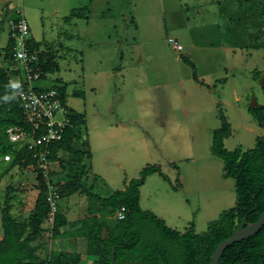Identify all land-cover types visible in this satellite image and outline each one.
<instances>
[{
  "label": "rangeland",
  "instance_id": "1",
  "mask_svg": "<svg viewBox=\"0 0 264 264\" xmlns=\"http://www.w3.org/2000/svg\"><path fill=\"white\" fill-rule=\"evenodd\" d=\"M12 1L9 12L3 8L5 17L10 14L11 20L22 11L30 41H39L58 64L33 85H65L66 106L86 115L74 147H82L89 129L96 130L99 141L107 136L103 140L109 145L110 137L116 141L119 136V143L95 151L93 169L85 157L59 152L51 172L55 186L62 187L67 174L86 172L84 185L106 196L124 189L125 179L140 177L147 164L158 163L172 183L149 175L141 186L140 204L167 215L171 227L186 231L194 224L197 232L206 231L210 221L235 205V180L224 176L223 161L212 154L211 143L213 130L221 125L219 107L232 127L225 139L228 149L252 148L264 136V127L248 111L264 104V0ZM2 17L0 12V63L10 68L11 60H3L1 50L10 23L1 24ZM170 37L183 49L174 48ZM182 56L196 65L205 85L194 81ZM134 126L136 130L118 135L119 127ZM9 164L0 156V212L10 187L16 198L13 215L27 219L33 207L25 205L35 203L42 186L39 170ZM177 178L181 185L174 189ZM60 191L58 211L70 222L79 221L92 198ZM98 209L101 219L112 225L116 211ZM93 210L85 212L87 217ZM42 228L36 240L42 257L86 248L85 237L74 236L72 225L57 237L49 221ZM92 262L85 257L82 264Z\"/></svg>",
  "mask_w": 264,
  "mask_h": 264
},
{
  "label": "trees",
  "instance_id": "2",
  "mask_svg": "<svg viewBox=\"0 0 264 264\" xmlns=\"http://www.w3.org/2000/svg\"><path fill=\"white\" fill-rule=\"evenodd\" d=\"M262 14L264 15V7ZM14 44L15 39L11 31L6 45L1 50L3 60L10 59L12 65ZM40 48L42 46L39 41L31 42V49ZM46 54V49L43 48L39 52L38 63L34 65L36 69L42 71L41 78L58 68L54 55L50 53L48 57ZM182 59L192 67L194 81L205 85L199 78L197 67L192 60L188 56H182ZM16 73L18 70L6 68L0 63V156L5 161L4 155L12 154V159L5 161L10 163V168L35 166L39 170L38 178L42 186L39 188L33 211L23 220L13 216L14 193L10 187L6 189L4 205L1 208L3 236L0 239V264H79L81 260L79 252L51 251L46 257L39 254L40 246L36 244V240L43 232L42 224L47 219L51 207L47 201V182L38 168L37 158L27 146L19 147L10 142L6 132L12 125L29 127L25 122L24 105L19 95L21 90L27 88V84L12 82L11 76ZM259 73L260 71L256 75ZM55 86L59 88L62 99L66 102L65 85ZM75 93L84 97L83 91L77 90ZM67 108L71 124L64 128L60 140L48 144L51 149L49 158L59 159L58 154L61 150L76 154L80 159L84 156L90 158L87 133L82 141V147L78 149L74 147L77 129L84 128L86 115L68 106ZM248 111L257 123L264 127V104L249 106ZM218 117L221 119V125L213 130L211 152L222 159L224 176L235 180L236 202L217 219L210 221L206 231L196 232L193 227L186 231L177 230L167 225L162 217L141 207V186L149 175L158 174L172 183L161 165L154 163L144 166L140 177L125 179L124 189L115 190L106 196L99 195L93 192L91 187L84 185L82 180L86 172L67 174V180L59 187L60 193L61 188L65 194L83 193L98 200L101 207L110 208L112 211L124 206L125 216L122 219L116 218L112 225L97 215L68 222L65 215L57 211L52 227L53 236L57 237L62 233L63 225H72L77 235L85 237L86 252L97 256L93 264H110L113 254L115 262L121 260L126 252L124 247L126 242L139 264H210L219 243L229 238L239 228L244 217L247 223H252L258 220L264 211V136L257 137L252 148L243 149L239 145L228 149L225 146V139L231 135L232 127L221 107ZM180 185L181 182L177 178L172 186L177 189ZM104 227L107 228V235L102 238ZM218 264H264V226L255 235L228 246L220 256Z\"/></svg>",
  "mask_w": 264,
  "mask_h": 264
},
{
  "label": "built area",
  "instance_id": "3",
  "mask_svg": "<svg viewBox=\"0 0 264 264\" xmlns=\"http://www.w3.org/2000/svg\"><path fill=\"white\" fill-rule=\"evenodd\" d=\"M12 36L15 39L13 50L14 64L10 69L18 70L11 76V81L17 84L26 83L27 88L19 92L24 105L26 125H12L6 129L10 142L16 146H27L37 158L38 168L42 171L47 182V201L51 211L46 219L52 224L55 213L58 211L60 198L59 187L51 180V172L54 171L52 164L55 160L50 159L51 149L48 144L62 138L64 128L70 125L69 109L63 101L59 88L53 85L50 88H37L33 85L34 79L41 78L42 71L34 65L38 63L40 49H31L30 27L27 18L22 11L10 20ZM171 45L182 50L183 45L175 38L170 37ZM12 159L11 153L4 155L5 161ZM1 194V191H0ZM126 208L122 206L116 211V218L125 216Z\"/></svg>",
  "mask_w": 264,
  "mask_h": 264
},
{
  "label": "crops",
  "instance_id": "4",
  "mask_svg": "<svg viewBox=\"0 0 264 264\" xmlns=\"http://www.w3.org/2000/svg\"><path fill=\"white\" fill-rule=\"evenodd\" d=\"M13 4H14V2L12 1V0H0V12H1V14H2V16H3V14H4V17H2L1 18V24L2 23H5L6 21L8 22V23H10V18L8 19V17H9V15H7L6 17H5V11H7V12H9V9H12L13 7ZM3 8L4 9H6L5 11L3 10ZM9 36H10V32H11V23H10V25H9ZM9 36H8V38H9ZM7 41H8V39H7ZM4 47V46H3ZM2 47V48H3ZM1 48V49H2ZM66 104L67 105H69L68 104V102H67V97H66ZM70 106V105H69ZM75 109V108H74ZM76 111H78V112H82V111H79V110H76ZM83 113V112H82ZM86 124V123H85ZM87 129V128H86ZM113 129V128H112ZM137 128L134 126V127H130V128H121V127H119L118 128V132H119V134L118 135H120L121 133H125L127 130H136ZM140 129V128H139ZM142 129V128H141ZM144 130H145V128H143ZM114 130V129H113ZM122 130L123 131H125V132H122ZM140 131V130H139ZM113 132H115V131H113ZM141 132V131H140ZM86 133L88 134V140H89V150H90V153H91V157L90 158H87L86 156H84L85 158H86V160H88L89 161V164H90V167L88 168V169H93L94 168V159H95V151L96 150H98V149H100V148H105V146H108L109 145V140H107V141H105V140H103V139H105L106 137H103L102 138V140H100L99 141V139H98V137H97V132H96V130H93V129H89L88 131H86ZM107 133H109V132H107ZM136 133V132H135ZM118 135H115V136H118ZM120 141H119V136H118V139L116 140V141H113L112 139H111V137H110V145L111 144H114V143H119ZM212 144V143H211ZM109 145V146H110ZM62 151H64V150H61L60 152H62ZM179 173V172H178ZM143 186V185H142ZM87 196V195H86ZM88 197V196H87ZM88 198H92L91 199V204H89L88 202H87V208H85V211L83 212V215L81 216V218H87V215H86V211L89 209H91V208H93L94 210H93V212L92 213H90L88 216H92V215H97L98 216V218H101V216L103 215L102 213H99L98 212V208H101V206H99L100 204H99V201L98 200H95V198H93V197H88ZM13 203H14V209L12 210V214L14 213V210H15V208H16V198H14L13 199ZM34 205H35V203L34 204H32V206H27V205H25L26 207H33L34 208ZM115 211H117V210H115ZM115 211H112L110 208H104V212H106V213H115ZM59 212H61V213H63L64 215H65V217H66V219H67V221L68 222H70V218H69V216L66 214V213H64V211H59ZM86 212V213H85ZM158 216H160V217H162V218H164V220L166 221V223H167V225H169V221H168V219L166 218V216L167 215H165V214H163V213H160V214H157ZM14 216V215H13ZM80 218V219H81ZM105 218L106 219H108L109 217H108V215H106L105 216ZM79 219V220H80ZM65 226H67V224L66 225H63L62 227H61V230H62V228L63 227H65ZM170 226V225H169ZM194 226V224L193 225H191L190 227H193ZM2 227V224H1V212H0V229H2V232H0V239L2 238V236H3V227ZM171 227V226H170ZM173 228V227H172ZM194 228V227H193ZM176 229V228H175ZM178 230V229H177ZM195 230V229H194ZM196 231V230H195ZM197 232V231H196ZM68 235V234H67ZM73 235L74 236H79V235H77L76 234V231H74V233H73ZM77 237H75V238H77ZM83 237V236H82ZM85 246H86V239H85ZM78 252H80V254H81V260H80V263L79 264H82V261H83V259L86 257V259L87 260H90V261H95L96 259H97V256H95V255H89L87 252H86V248H85V250L84 251H78ZM85 253V254H84ZM93 262H92V264H93Z\"/></svg>",
  "mask_w": 264,
  "mask_h": 264
},
{
  "label": "water",
  "instance_id": "5",
  "mask_svg": "<svg viewBox=\"0 0 264 264\" xmlns=\"http://www.w3.org/2000/svg\"><path fill=\"white\" fill-rule=\"evenodd\" d=\"M263 226H264V211L260 215L258 220H256L255 222H252V223H247L246 217H244V220L241 223V225L239 226V228H237V230L229 238H226L225 240H223L219 243V245L217 246V248L215 249V251L211 257L210 264H218L220 256L222 255V253L224 252V250L228 246H230L231 244H233L235 242H239L241 240H244L246 238H249V237L255 235L256 233H258L262 229ZM106 235H107V228L104 227L102 230L101 236H102V238H105ZM113 253H114V251H113ZM114 263H115V261H114V254H113V258H112L110 264H114Z\"/></svg>",
  "mask_w": 264,
  "mask_h": 264
},
{
  "label": "flooded vegetation",
  "instance_id": "6",
  "mask_svg": "<svg viewBox=\"0 0 264 264\" xmlns=\"http://www.w3.org/2000/svg\"><path fill=\"white\" fill-rule=\"evenodd\" d=\"M124 247L126 251L124 256L121 258V260L115 262L114 264H139L138 261L135 259L136 255L130 252V248L128 247L127 242L125 243ZM114 261H115V256H114Z\"/></svg>",
  "mask_w": 264,
  "mask_h": 264
}]
</instances>
